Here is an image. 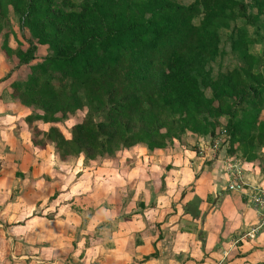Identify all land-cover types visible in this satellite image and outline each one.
<instances>
[{"label": "trees", "instance_id": "16d2710c", "mask_svg": "<svg viewBox=\"0 0 264 264\" xmlns=\"http://www.w3.org/2000/svg\"><path fill=\"white\" fill-rule=\"evenodd\" d=\"M69 2L0 0V34L11 9L30 36L27 47L17 39L18 49L6 40L1 47L30 67L25 80L11 84L20 104L42 112L25 121L57 124L87 109L70 138L48 129L61 160L82 154L94 161L140 145L164 150L184 133L214 136L223 117L226 151L256 159L264 147V0H81L78 10H67ZM238 19L245 23L232 29L230 50L240 65L214 76L220 31ZM258 24L262 35L252 38L246 25ZM40 47L48 52L33 64ZM201 202L186 203L185 213L199 217Z\"/></svg>", "mask_w": 264, "mask_h": 264}, {"label": "rangeland", "instance_id": "374dc122", "mask_svg": "<svg viewBox=\"0 0 264 264\" xmlns=\"http://www.w3.org/2000/svg\"><path fill=\"white\" fill-rule=\"evenodd\" d=\"M69 1V6L66 8L67 10L72 7H74V10L79 9L81 0ZM176 1L184 5H189L193 2V0ZM62 2L63 0H56V4L59 6ZM251 12H255V10L251 9L250 13ZM4 15L3 29L0 34V99L6 107L10 108L9 110H14V114H19L22 118L24 117L25 121V118L28 116H34L36 114H41L42 112L36 107L28 108L20 104L19 100L14 98L12 95L11 84L13 82H21L25 80L30 72V67L20 66L18 64V60L13 56L7 57L1 50V47L3 46V42L6 40L8 46L12 47L14 50L18 49L19 45L17 46V43L15 42L16 39L20 42L23 48L27 47V40L30 36L27 30H21L18 14L13 13V11L9 9ZM244 23V19H238L236 22L231 24L230 29L220 31V51L222 54L209 66L212 69L214 76H216L219 72H226L239 67L240 63L237 56L230 50V36L232 29L235 26L239 27L244 25ZM258 26L259 24L256 26L246 25L249 35L252 38H256L255 32L258 30ZM258 33L261 36L262 30H258ZM261 51L262 45L259 43L254 45L251 49V52L255 55H260ZM47 52V48H38L33 64L40 62ZM206 94L209 96V92H206ZM0 109H2V107ZM86 113L87 109L78 111L74 115H69L60 119L57 124L47 125L36 120H33L30 123L25 121L30 128L31 144L34 147L32 150L43 151L42 154L46 158L53 159L51 162L52 166L59 170L61 167L60 161L55 158L57 156L60 159V155L56 150L54 142L47 138L48 129L51 126H54L58 128L66 138H70L72 127L80 123L84 119ZM260 119L264 120V110L260 114ZM227 121V117H223L217 121L214 136H199L184 133L180 136L179 140L170 141L164 150H170L173 153L180 151L179 154L181 153V156L183 154L184 158L186 157L189 161L196 157L198 158L196 162H202L201 164H203V167L213 166L216 174L219 171L220 175H223L225 184L230 182L228 181L229 178L230 180L237 177L242 178L247 171H252L250 174L252 176L258 174L262 176L264 174V147H259L257 149V157L254 161H251L252 163H247L244 158L241 157L239 152H235V154L227 152L226 150L229 144V135L225 129ZM140 148H144L146 150L144 146L140 145L133 147L132 149L120 148V150H116L113 154L109 156L105 155L94 161L87 160L82 154L77 157H69L65 159L64 163H67L66 166L68 169L63 172V178H61V175L52 177L53 179L51 180L57 183H55L53 187H50L51 194L48 197L45 194L47 192L44 187L45 184L43 185L40 183L38 185L35 183L39 182V178H19L21 179V184L15 183L13 188L12 184L9 182L5 183V198H9L1 200L4 207L0 205L3 211L0 215V219L4 218V220L2 219L3 222L11 224V227L12 224L15 225L17 222L20 225H24L26 217H31L32 215L45 217L49 221H54L48 223L49 225L45 227H42V225L46 223L45 220H39L37 221V224L40 226L38 229H44L39 234L44 233L50 243H55L53 247H56L59 250V253H57L54 257L44 256L42 252L39 253V241L35 239L36 234H29L33 229L34 231L36 230L35 227H33L28 234L23 233L22 239H20L23 244V248L21 250L22 254H24L28 259L25 257L19 259V255H15V251L19 250H17L15 245L10 242L13 238V230H11L10 226H6V223L3 224L0 220V224L5 226V230L9 233L10 237V241H7L6 243L5 252L3 246L0 245V264H48L47 262L41 263L39 261L45 260L46 257L52 258L49 259V262L58 261L62 264H79L80 261L76 257L79 258L80 256V258H82L86 249H90L91 245L89 244L95 242L101 243L102 246L100 247L95 245L98 246L96 251L105 254V257L107 258L105 262L107 264H114L115 262L119 263L123 260V258L126 259L127 256L133 258V261L130 264H185V260H190L188 257L189 253L187 252L192 247L189 245L190 242H194L196 237L200 240H198V244H200L199 242L202 244L204 243L202 242L203 240L201 241L202 233H200L201 231H199L197 223L198 220H201V222L204 221L205 218H202L203 214L199 217L189 215L190 218H185L184 220L179 221V227L175 231L167 232L163 230L164 235L161 237L162 240L158 239V241H160V245L156 247L158 249H155L154 253L152 252L149 254L146 261L145 257L147 256L140 258V255L131 251V246L128 252L123 251L126 250L129 247L128 244L133 241L134 238L132 233L138 236V238L136 236L137 242L138 240H141L142 234L150 237L157 236V231L155 232V229L151 226L148 225L149 230H143V227L139 225L142 221L150 225L154 224L152 222H154L155 216L151 215V213L148 214L149 208H147V206L149 205L142 203L141 198H131V195L126 194V192L132 191L131 187L124 185L125 188H123L120 186L121 183H124L122 179L114 178V176H116V171L117 174H120L123 170L129 169L133 156H137V152H139ZM43 155L38 154L39 158L45 159ZM140 157L143 158L144 153L141 154ZM245 163H247V165H245ZM168 168H170V166ZM225 173L228 174L229 177H227ZM198 177H201V175L194 178ZM46 180L49 182L50 179L47 178ZM116 184L118 185V190H116ZM42 185L43 187H39ZM32 187H37V191H39L38 196L44 198L42 202H39L41 205H38L37 209L35 208L36 210L31 209L27 212L31 203L29 202L30 200L28 197H26L28 200L24 197L26 194L23 192H30V190L33 189ZM61 187L63 189H70V191H72L70 194H73L75 198L70 199L69 197L71 195H68L67 190V194L65 193L62 197H59L58 193L60 192H58V188ZM78 190L81 193L79 195L77 194ZM114 192L116 193V196L112 199L114 202H107V196L113 195ZM109 198L111 199V197ZM101 201H103L101 207L105 205L108 212L106 215L102 212V215L100 211V216H97L96 219L92 220L93 223L90 222V224H96V228H92L91 226L89 227L87 224L88 218L93 216L95 206H100ZM43 203L44 205H42ZM57 203L66 204L64 206L66 211L63 213H58V210L55 211L56 208L60 209V206H58ZM200 205L201 204L198 206V210L201 212ZM47 206L51 209V211L47 212H51V214L46 216L44 212L47 210ZM119 206L122 208L118 209ZM126 206L128 211H125L124 209ZM32 208H34V206ZM22 210H24V213ZM69 210L78 214L82 221L75 231H70V242L73 243V247L63 251L61 249L63 248L62 246L65 245V240H63L64 236H62V234H58V232L59 227L64 226L62 219H65L66 212ZM73 216L77 219L76 215ZM132 218L135 220L137 225L133 224L131 227L127 226L128 230L122 229L119 226L120 222L127 220L130 221ZM143 226L146 227L145 225ZM128 231H131L132 233L130 234ZM182 250H186V252H182ZM34 256L38 258H33ZM173 261H175V263Z\"/></svg>", "mask_w": 264, "mask_h": 264}, {"label": "crops", "instance_id": "0c3cea01", "mask_svg": "<svg viewBox=\"0 0 264 264\" xmlns=\"http://www.w3.org/2000/svg\"><path fill=\"white\" fill-rule=\"evenodd\" d=\"M1 107L0 205H2L1 200L9 198H5V183L9 182L13 188L15 183L21 184V179L19 178H39V182L35 183L38 185L40 183L45 184L44 187L47 190L45 194L48 197L51 194L50 187H53L57 183L51 180L53 179L52 177L61 175V178H63V172L68 169L66 166L67 163L65 162V164L64 161L56 156L55 159L59 160L61 165L59 170H57L51 164L53 159L46 158L42 154L43 151L32 150L34 147L31 144L30 128L24 121V117L22 118L19 114H14V110H9L10 108L6 107L0 99ZM179 152L173 153L170 150L149 152L147 149L140 148L137 156H133L129 169L123 170L120 174H117V171L115 172L116 176L114 178H120L124 182L120 186L123 188L125 186L131 187L132 191L126 192V194L131 195V198H141L142 203L149 205L147 206L149 208L148 214L151 213V215L155 216V220L152 222L154 224L150 225L142 221L139 225L143 227V230H149V225L155 229V232L157 231L156 237L142 234V238L138 242V236L128 231L130 234L132 233L134 239L128 244L129 247L123 251L128 252L131 246V251L140 255V258L148 256L152 252L154 253L155 249H158L156 247L160 245L158 239L162 240L161 237L164 235L163 230L167 232L175 231L179 227V221L190 218L189 215L184 213L185 205L194 198H198L202 201L200 205L201 214L205 218H203L204 221L201 222V220H198L197 222L199 231L202 233L201 241L203 240L202 242L204 243L199 242L200 244H198L199 239L196 237L194 242H190L189 245L192 247L187 251L190 260H185V264H264V225L260 224L258 214L248 205V197L254 188L264 190V174L262 176L259 174L252 176L250 175L252 171H247L241 178L244 187L230 191L224 183L223 175L221 176L219 171L216 174L213 166L203 167L202 162H196L198 160L196 157L190 160V163ZM143 153L144 157L141 158L140 155ZM38 154L43 155L45 159L39 158ZM169 166L170 168H168ZM199 175L201 177L194 178ZM47 178L50 179L49 182L46 180ZM43 185L39 187H43ZM32 188L30 192H23L26 194L24 197H28L31 203L27 212L31 209H37V206L41 205L39 202H42L44 198L38 196L39 191H37V187ZM58 190L60 192H57L59 197H62L66 193V190L69 196L72 193L70 189H63L62 187L58 188ZM116 190H118L117 184ZM77 194H81L79 190ZM115 194L114 192L113 195L107 196L106 201L113 203L114 200L112 199L116 196ZM28 198L26 199L28 200ZM69 198H75V196L72 194ZM58 203L57 205L60 206V209L56 208L55 211L58 210V213L65 212L66 208L64 206L66 204ZM102 203L103 201L100 202V206H95L93 216L88 218L87 224L89 227L96 228V224H90V222L93 223L92 220L100 216V211L101 213L104 212L105 215L108 212L105 205L101 207ZM2 206L4 207V204ZM33 206L34 208H32ZM46 208L47 210L44 213L47 216L51 214V212H47L51 211V209L48 206ZM121 208L120 206L118 207V209ZM124 209L128 211L127 206ZM2 212V207L0 206V215ZM22 212L24 213V210ZM66 215L65 219H62L64 226L59 227L58 232V234L64 236L63 240H65V245L61 249L63 251L73 247V243L70 242V231H75L82 221L81 217L72 210L67 211ZM73 215H76L77 219ZM28 217H26L24 225L15 222L16 224H12L11 227V224L5 222L6 226H10L11 230H13V238L11 241L9 240V233L5 230V226L0 224V245L3 246L4 252L7 241H10L19 250L15 251V255L18 254L19 259L27 258L22 254L23 244L20 239H22L23 233L28 234L35 227L36 230L34 231L33 229L29 234H36L35 239L39 241V253L42 252L44 256H56L59 250L53 247L55 243H50L44 233L39 234L44 229H38L40 226L37 224V221L45 220V225H42V227H45L49 225L48 223L54 221H49L45 217L34 215ZM2 219L4 220V218ZM2 219L0 220L5 224ZM133 224H136V222L132 218L130 221L120 222L119 226L122 229L128 230L127 226L131 227ZM251 229H257L254 238L249 239L248 237H244L246 232ZM89 245H91L90 249H86L82 258L75 256L79 259V264H107L105 262L107 260L105 254L96 251L98 246H102L101 243L95 242ZM182 252H186V250H182ZM33 258L38 257L34 256ZM49 259L52 258L46 257L45 260L39 261L41 263L47 262L48 264H62L58 261L49 262ZM132 261L133 258L127 256L126 259L123 258L119 263L112 262L114 264H130ZM173 262L175 263V261Z\"/></svg>", "mask_w": 264, "mask_h": 264}, {"label": "built area", "instance_id": "2783aa9c", "mask_svg": "<svg viewBox=\"0 0 264 264\" xmlns=\"http://www.w3.org/2000/svg\"><path fill=\"white\" fill-rule=\"evenodd\" d=\"M227 177H229L228 174L225 173ZM228 184L226 183L228 190H238L244 187V184L241 182V178H235L229 180ZM248 205L249 207L253 208V210L258 214L260 224L264 225V190L261 188H254L252 193L248 197ZM257 229H251L248 232H246L244 237H248L249 239H253L255 236V232Z\"/></svg>", "mask_w": 264, "mask_h": 264}]
</instances>
